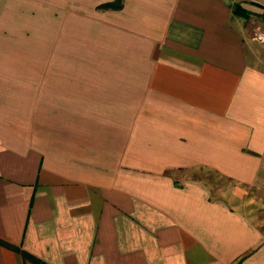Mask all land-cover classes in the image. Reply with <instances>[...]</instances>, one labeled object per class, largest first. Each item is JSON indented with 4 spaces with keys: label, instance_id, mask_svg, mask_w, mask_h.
<instances>
[{
    "label": "crops",
    "instance_id": "obj_1",
    "mask_svg": "<svg viewBox=\"0 0 264 264\" xmlns=\"http://www.w3.org/2000/svg\"><path fill=\"white\" fill-rule=\"evenodd\" d=\"M122 5L110 75L0 55V264H264V45L231 0Z\"/></svg>",
    "mask_w": 264,
    "mask_h": 264
},
{
    "label": "rangeland",
    "instance_id": "obj_2",
    "mask_svg": "<svg viewBox=\"0 0 264 264\" xmlns=\"http://www.w3.org/2000/svg\"><path fill=\"white\" fill-rule=\"evenodd\" d=\"M89 1L41 0V4L26 6L25 10H21L24 6H18V0H0V21L4 22L1 27L5 25L10 30L8 37L0 39V46H11L0 55L7 60L22 61L20 66L26 67H32L35 60L85 61L89 63L83 64L90 66L85 70L87 75H110V68L117 65V13L109 14L95 9L99 5L95 7ZM231 2L232 5L241 2L250 5L246 20L253 28V35L264 31L263 2ZM1 69L3 66L0 64V77ZM47 71L39 70L42 75ZM64 71L62 69L61 73ZM61 73L59 75H64ZM215 183L222 190L229 187L221 180H215Z\"/></svg>",
    "mask_w": 264,
    "mask_h": 264
},
{
    "label": "trees",
    "instance_id": "obj_3",
    "mask_svg": "<svg viewBox=\"0 0 264 264\" xmlns=\"http://www.w3.org/2000/svg\"><path fill=\"white\" fill-rule=\"evenodd\" d=\"M122 0H113L104 4H101L97 6V9H102V10H118L122 8ZM233 12L237 14L238 16L247 18L249 15V12L245 10L243 7L240 6V4H234L233 5ZM18 251V250H17ZM19 253L23 256L25 259H30L36 264H41V262L35 258H33L31 255L22 252L19 250Z\"/></svg>",
    "mask_w": 264,
    "mask_h": 264
},
{
    "label": "built area",
    "instance_id": "obj_4",
    "mask_svg": "<svg viewBox=\"0 0 264 264\" xmlns=\"http://www.w3.org/2000/svg\"><path fill=\"white\" fill-rule=\"evenodd\" d=\"M256 36L257 39L264 45V31L258 33Z\"/></svg>",
    "mask_w": 264,
    "mask_h": 264
}]
</instances>
